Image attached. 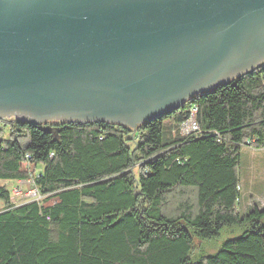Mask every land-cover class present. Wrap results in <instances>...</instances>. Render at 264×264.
<instances>
[{
  "label": "trees",
  "instance_id": "obj_1",
  "mask_svg": "<svg viewBox=\"0 0 264 264\" xmlns=\"http://www.w3.org/2000/svg\"><path fill=\"white\" fill-rule=\"evenodd\" d=\"M244 147L264 149V63L135 129L0 119V264H264ZM21 184L43 200L15 206Z\"/></svg>",
  "mask_w": 264,
  "mask_h": 264
},
{
  "label": "water",
  "instance_id": "obj_2",
  "mask_svg": "<svg viewBox=\"0 0 264 264\" xmlns=\"http://www.w3.org/2000/svg\"><path fill=\"white\" fill-rule=\"evenodd\" d=\"M264 63V0H0V119L131 128Z\"/></svg>",
  "mask_w": 264,
  "mask_h": 264
},
{
  "label": "rangeland",
  "instance_id": "obj_3",
  "mask_svg": "<svg viewBox=\"0 0 264 264\" xmlns=\"http://www.w3.org/2000/svg\"><path fill=\"white\" fill-rule=\"evenodd\" d=\"M239 180L242 189L240 210L246 212L253 206L264 207V149L257 150L249 147L242 149ZM31 189V185L24 186L22 196H12V203L15 206H21L27 203L31 200V197L27 194ZM1 207H4V205ZM240 234L241 230L231 234L230 232L224 231L218 239L198 242L197 250L202 245L203 251L206 254L214 255L227 240L237 238Z\"/></svg>",
  "mask_w": 264,
  "mask_h": 264
},
{
  "label": "built area",
  "instance_id": "obj_4",
  "mask_svg": "<svg viewBox=\"0 0 264 264\" xmlns=\"http://www.w3.org/2000/svg\"><path fill=\"white\" fill-rule=\"evenodd\" d=\"M197 131L198 130V126L196 123H192L190 126L188 127H184L183 131L187 132V131ZM4 184L0 183V187H3ZM9 188L11 189V194L12 196H16V197H20L23 194V189L24 186L21 184L19 185H10ZM29 197H31V200L34 201H42L43 197L41 195H39L37 189L32 188L31 190H29V192L27 193ZM33 197V198H32ZM3 204H0V209H3L4 207H1ZM1 214V213H0Z\"/></svg>",
  "mask_w": 264,
  "mask_h": 264
}]
</instances>
